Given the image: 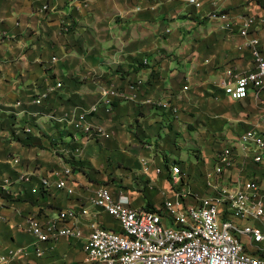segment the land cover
Masks as SVG:
<instances>
[{
    "label": "crops",
    "instance_id": "crops-1",
    "mask_svg": "<svg viewBox=\"0 0 264 264\" xmlns=\"http://www.w3.org/2000/svg\"><path fill=\"white\" fill-rule=\"evenodd\" d=\"M189 1L95 0L85 7L84 0H0V215L5 218L0 224V264H85L88 217L82 221L83 240L41 245V258L36 238L26 229L30 218L45 223L60 212L92 210L90 199L100 187L75 171L78 166L90 169L101 183L123 176L124 184L116 180L108 187L112 190L132 186L128 180L136 175L138 188L133 189L138 192H128L135 209L148 203L159 207L161 190L170 188L166 174H152V182L143 183L141 158L162 170L181 164L184 189L205 195L222 149L211 155L209 132L201 135L200 130H211L214 120H223L233 132L240 126L236 137L230 134L220 145L236 146L235 166L215 182L229 186L264 178V166L246 158L238 143L264 115V92L259 101L251 97L236 103L222 89L226 71L244 75L255 69L251 51L245 48L249 40L260 41L264 56V0H203L200 10ZM222 13L235 23L233 30L222 28ZM245 19L255 20L247 39L240 35ZM138 81L143 87L135 101H113L111 115L99 107L91 121L106 128L112 139L90 143L80 158L77 150L83 138L60 123L62 113L96 105L103 88L125 90ZM58 82L63 88L43 106L31 104ZM151 99L155 106L147 104ZM248 102L252 110H260L254 118L229 111L232 104ZM159 103H171L178 114L163 111ZM180 138L196 148L195 166L177 147ZM120 162L133 173L120 174ZM67 168L73 171L74 196L54 187L32 192L40 178L54 183ZM22 174L34 175L33 181H20ZM98 221L117 230V223L105 214Z\"/></svg>",
    "mask_w": 264,
    "mask_h": 264
},
{
    "label": "built area",
    "instance_id": "built-area-1",
    "mask_svg": "<svg viewBox=\"0 0 264 264\" xmlns=\"http://www.w3.org/2000/svg\"><path fill=\"white\" fill-rule=\"evenodd\" d=\"M94 1L84 0L85 7ZM202 2L190 0L189 5L200 10ZM220 20L224 30L235 28V23L226 14L222 13ZM254 24V19H245L241 25V37L247 39ZM245 48L251 51L255 69L244 75L228 70L222 83L225 96L236 103L248 101L251 97L259 101L264 92V56L260 41L249 40ZM142 87L143 82L138 81L128 84L125 90L103 88L96 105L89 109L73 107L62 113L60 123L83 138L81 148L77 150L80 158L90 143L112 139L106 128L91 121L98 114L99 107L103 106L105 113L111 115L113 101L133 102ZM62 88V82L48 85L32 99L31 104L43 106ZM147 104L155 106L152 99ZM158 106L167 113L178 114V109L171 103H159ZM27 132L30 133L31 129ZM238 143L246 158L253 159L255 165L264 166V115L241 134ZM235 147L222 148L213 173L208 175L207 193L203 196L184 189V174L179 165L168 164L162 170L153 167L151 160L141 158L139 171L143 183L152 182V174L156 178L164 174L168 176L170 188L161 190V204L156 207L160 209L159 213L131 208L127 192L100 187L90 199L92 210L60 212L45 223L36 218L28 219L26 229L36 238L37 256H44L41 245H54L61 239L83 240L82 221L88 217L91 233L85 239V264H264V178L229 186L215 182L217 177L234 168ZM13 163L19 165L20 160L14 159ZM72 176V169L67 168L55 177L54 183L48 178H40L32 192L37 194L39 189L47 191L54 187L72 197ZM33 178L34 175L22 174L19 180L31 183ZM100 214L113 219L119 225V231L102 226L98 221ZM4 221V216L0 215V224ZM21 252L12 251L10 255Z\"/></svg>",
    "mask_w": 264,
    "mask_h": 264
},
{
    "label": "rangeland",
    "instance_id": "rangeland-1",
    "mask_svg": "<svg viewBox=\"0 0 264 264\" xmlns=\"http://www.w3.org/2000/svg\"><path fill=\"white\" fill-rule=\"evenodd\" d=\"M35 98V97H34ZM33 98V99H34ZM253 108L251 107L250 103H245L244 105L243 104H232L231 106H229V111H235L237 113H243V114H250L251 117H255L256 114H260V110L259 109H256V110H252ZM253 117V118H254ZM237 118L236 116L233 118L232 117V120ZM226 123L223 122V120H214V122L212 123V127H211V130L209 131H206V130H200V133L201 135L204 134V133H207L209 132V136H210V140H209V143H208V149L209 151H211V155H213V153H216L218 150L220 151L222 149V147L220 145H222L224 142L223 140H226L225 138H230V134H232V136H235L238 134L239 130H240V126L237 128L234 127L235 131L233 132L232 129L228 126V125H224ZM163 139H165V134H162L161 135ZM177 147L182 151L183 153V156H188L190 159H191V163L195 166L197 161H196V158H195V150L196 148L193 146V144H191L190 142L187 143L185 142V140L183 138H180L177 140ZM115 156V155H114ZM200 156V155H199ZM177 159V158H176ZM179 160V159H177ZM176 165H181L179 163H175ZM208 164H206L207 166ZM117 169L119 170H123L120 174L122 173H127V174H132V170L129 168V167H124L123 164L120 162L118 163L117 165ZM206 166H204L206 168ZM78 166V168H74L75 171H79V172H82L85 174L86 178H87V181L91 182L92 184L95 185V188L97 187H109V185H113L114 182H116V180L119 181L118 184L122 185V183L124 182L123 181V176L119 177V178H114L113 180H109V183H101V182H98L97 180H94L93 177L91 176V170L90 169H87L84 167H80ZM204 168V169H205ZM135 171V170H134ZM106 172H108V170L106 169ZM136 174V173H135ZM111 176V175H110ZM131 179L132 180H128V181H131L132 186H119V189L125 191V192H129V191H136L138 192L137 190H134L133 189V186H135L136 188H138L137 186V182H138V178L136 175H131ZM124 184V183H123ZM131 189H130V188ZM131 196V195H130ZM160 204V203H159ZM118 228L119 225H118Z\"/></svg>",
    "mask_w": 264,
    "mask_h": 264
},
{
    "label": "trees",
    "instance_id": "trees-1",
    "mask_svg": "<svg viewBox=\"0 0 264 264\" xmlns=\"http://www.w3.org/2000/svg\"><path fill=\"white\" fill-rule=\"evenodd\" d=\"M108 188V187H107ZM146 192V190H143L141 193L144 194ZM1 193H3L1 191ZM131 208H136L134 205H131ZM139 209H144L146 211H150V212H154V213H159L160 209L156 208L153 204L148 203L146 207H141ZM106 228V227H105ZM117 230L119 231L118 227Z\"/></svg>",
    "mask_w": 264,
    "mask_h": 264
}]
</instances>
